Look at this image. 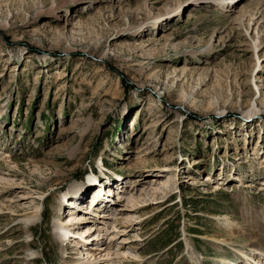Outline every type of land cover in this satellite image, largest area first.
<instances>
[{"label":"rangeland","instance_id":"rangeland-1","mask_svg":"<svg viewBox=\"0 0 264 264\" xmlns=\"http://www.w3.org/2000/svg\"><path fill=\"white\" fill-rule=\"evenodd\" d=\"M189 1L0 0V264H84L71 214L112 264H233L264 231V0Z\"/></svg>","mask_w":264,"mask_h":264},{"label":"bare ground","instance_id":"bare-ground-1","mask_svg":"<svg viewBox=\"0 0 264 264\" xmlns=\"http://www.w3.org/2000/svg\"><path fill=\"white\" fill-rule=\"evenodd\" d=\"M206 1H208V0H190L189 4L190 3L191 4H198V3H203V2H206ZM212 1L215 4H217L219 7H221V8H229V10H231V9H234L235 5L240 0H212ZM181 7H182V3L180 2V4L176 8H172V9H170L168 11V13L166 14V16H167L166 18H168L170 16L178 15L179 14L178 12H180L179 10L181 9ZM244 11L245 10L242 9V7H241V9H239L238 12H237L238 15H235V17H234L235 19L234 20L242 19V17L244 18L245 17L244 14H243ZM260 11L261 12H260V15L258 17L253 15V16H251L250 19H248L249 20L248 25H251L254 22L255 18L256 19L258 18V20L255 21V23H254V24H256V26H255V34H254L256 39L254 40V45L252 44L253 47H254V50L256 52V55L258 56L257 57V64H256V66L254 68V71H255L256 67L259 65L258 71L255 74V78L258 79L256 81V83H255L257 88H259V86H260L258 81L262 77L260 72L262 70H264V62L263 61L260 62V59H261L260 50L262 49L261 47L263 46L262 45L263 42L261 40L260 34H261V31L262 32L264 31V28H263L264 25L262 26V24H261L264 21V7ZM259 24H260V26H259ZM246 28H248L246 30H249V32H250V27H246ZM258 90H259V92H261V89H258ZM257 111H258V109L256 108V105L253 104V107L249 111H247L245 113L244 118L246 120H248V121L250 119H253L255 117V114L257 113ZM139 151L140 150H137V152H139ZM263 162H261V163H263ZM238 179H240V177H238ZM108 183L111 184V185H114V183H112L111 181L110 182L108 181ZM111 185H108L107 190L103 189L104 191H102V189H98L99 192L96 193V194H99V195L101 194V195L98 197V196H96L94 194L95 196L92 195V197L89 200L91 204L93 202V205H95L93 207V209H92L93 211L95 210V208L96 209H99V207L100 208L101 207L105 208V210H106L105 213L103 211H101V212L99 211V214H101L102 217L107 216L105 214L108 213L107 209H110L111 205L109 203L107 204L105 202L100 203V200H101V198L103 196L110 199L109 196L112 193V190H114V188H112ZM164 185H166L165 181H163V186ZM117 186H120V183H118ZM250 186H252V184H250ZM121 187H123V186H121ZM118 195H119V197H123L121 195V193H119ZM128 200L132 201L131 198L128 199ZM136 201H138V200H136ZM23 203H26V202L23 201ZM8 207L11 208L12 210H14L12 206L11 207L8 206ZM37 208L38 207L35 206L36 212L38 211ZM37 215H38L37 213L29 215L28 218H27V222L28 223H32L33 221H35ZM77 216H79V215L71 214L70 216L67 217V220L65 219V222L61 221V219H59L60 225L58 227V231L60 233V237H62L63 241L67 240V242L68 241L71 242V244L68 247H66L65 250L70 248L72 253H75V254H78V255L81 254L82 255L81 259L84 260L82 263H84V264H91L92 261L96 260L97 257H98L97 253H98V255L100 254V258L105 259L102 262H98V264H104L105 262H106L105 264H112L113 263L112 258L114 259V257L112 256V252H111L110 248L106 247L104 250L100 249L99 252H96V251L92 250L94 245L99 244L98 241H99L100 238H102L101 234H103L102 230H98L99 233H98V236H97V243L96 244L89 243L90 239L91 240H94V239L96 240V238L92 237L93 232H95L96 230H94L92 232L93 228L90 227V225L82 227V228H72L71 226H73L75 224H78V223L84 222V221H81L82 218H86V217H83V215H80L81 217H77ZM220 219L223 220L222 223L224 224V227L227 228L229 231H231V233L228 232V234L235 235V233H233V232H234V230H236V228H237V230L239 229V231L242 229L241 227L237 226L238 224H236V222L230 221V219L227 216L221 217ZM116 227L117 226H115V228ZM254 227L256 229L259 228L258 232L257 231L255 232L254 238H252V236H251L252 233L249 232V231H246V233L244 235L241 234V236L243 238H246V239L248 238L249 241H247L246 244H243L241 248L237 249L239 251L238 252L239 254H238V256H236V258L233 259V261H231V263L237 264L238 257L242 256V257L245 258V261H246L245 263H247V264H264V243L262 242L264 240V233H263L264 231L262 233H260V231H261V229H260L261 228V223H254ZM71 235L74 238L73 237H69ZM78 237H80L81 239H83L85 241H82V240L78 239ZM229 239L232 240L233 237L231 236V238H229ZM226 241H227V239H223L222 242L226 243ZM67 242H66V244H67ZM246 245H248V246H246ZM103 252H105V253H103ZM73 257L76 258V260L72 261L71 264H81V261H79V260L77 261L78 256H73ZM110 261L112 263H110ZM228 264H230V263H228Z\"/></svg>","mask_w":264,"mask_h":264}]
</instances>
